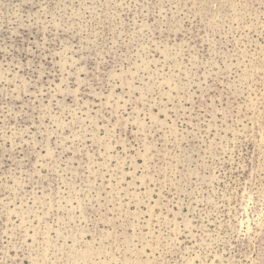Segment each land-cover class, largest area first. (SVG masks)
<instances>
[{"label": "rangeland", "instance_id": "rangeland-1", "mask_svg": "<svg viewBox=\"0 0 264 264\" xmlns=\"http://www.w3.org/2000/svg\"><path fill=\"white\" fill-rule=\"evenodd\" d=\"M0 264H264V0H0Z\"/></svg>", "mask_w": 264, "mask_h": 264}]
</instances>
